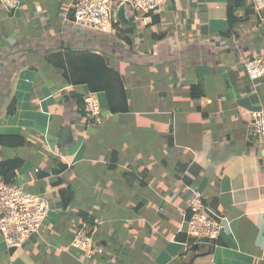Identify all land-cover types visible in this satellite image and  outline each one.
Instances as JSON below:
<instances>
[{
  "label": "crops",
  "instance_id": "obj_1",
  "mask_svg": "<svg viewBox=\"0 0 264 264\" xmlns=\"http://www.w3.org/2000/svg\"><path fill=\"white\" fill-rule=\"evenodd\" d=\"M241 1L231 22L228 0L126 9V23L116 9L113 31L95 33L74 23L73 0L12 10L0 0V161L21 158L14 181L50 206L22 246L0 235V264H264V143L247 133L264 76L253 86L243 68L264 52V12ZM69 49L105 57L127 111L110 113L103 92L69 84L47 60ZM88 93L99 123L78 108ZM61 189L72 193L66 207ZM192 191L225 218L214 242L185 233ZM85 219L103 248L93 258L70 247Z\"/></svg>",
  "mask_w": 264,
  "mask_h": 264
},
{
  "label": "built area",
  "instance_id": "obj_2",
  "mask_svg": "<svg viewBox=\"0 0 264 264\" xmlns=\"http://www.w3.org/2000/svg\"><path fill=\"white\" fill-rule=\"evenodd\" d=\"M166 0H73L71 4L74 23L90 32L110 33L117 23L116 9L120 4L130 12H159ZM8 9H15L17 0H1ZM255 12H264V0H251ZM247 79L254 86L264 76V52L253 54L243 63ZM85 118L96 123L101 121V109L92 93L83 97L81 108ZM248 136L257 143H264V108L250 112ZM36 173L39 169L34 170ZM188 200L190 216L187 219L186 235L193 244L214 242L225 227V218L215 211L201 193L192 191ZM49 202L42 194L24 190L15 181L6 183L0 176V235L9 249L22 246L30 236L37 233L48 215ZM94 224L85 219L70 247L93 258L103 252L102 246L93 239Z\"/></svg>",
  "mask_w": 264,
  "mask_h": 264
},
{
  "label": "trees",
  "instance_id": "obj_3",
  "mask_svg": "<svg viewBox=\"0 0 264 264\" xmlns=\"http://www.w3.org/2000/svg\"><path fill=\"white\" fill-rule=\"evenodd\" d=\"M228 18L231 22L233 13L244 6L241 0H228ZM47 60L61 71L65 80L71 85H86L91 92H103L106 98V107L110 113H120L128 110L126 93L120 74L109 66L102 55L88 51L66 50L63 54H51ZM81 111L83 98L76 99ZM82 112V111H81ZM170 141L172 138L170 137ZM7 136L0 134V145H7ZM23 160L18 157L0 161V176L6 183H12L17 176V170ZM60 170H55L58 172ZM61 189L62 204L66 207L71 201L72 193ZM183 238H181L182 240ZM192 241V240H191Z\"/></svg>",
  "mask_w": 264,
  "mask_h": 264
},
{
  "label": "water",
  "instance_id": "obj_4",
  "mask_svg": "<svg viewBox=\"0 0 264 264\" xmlns=\"http://www.w3.org/2000/svg\"><path fill=\"white\" fill-rule=\"evenodd\" d=\"M116 16L121 22L126 23V20L124 18V6L122 4H120L118 6ZM69 135H70V130L68 128H65L60 134V137L58 139V143L62 144L66 140V138L69 137ZM201 187H202V183H200L199 188H201Z\"/></svg>",
  "mask_w": 264,
  "mask_h": 264
}]
</instances>
